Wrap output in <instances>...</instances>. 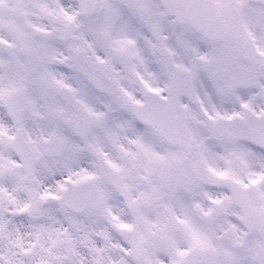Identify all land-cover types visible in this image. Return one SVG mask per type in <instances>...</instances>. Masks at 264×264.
<instances>
[{
	"label": "snow or ice",
	"instance_id": "snow-or-ice-1",
	"mask_svg": "<svg viewBox=\"0 0 264 264\" xmlns=\"http://www.w3.org/2000/svg\"><path fill=\"white\" fill-rule=\"evenodd\" d=\"M0 264H264V0H0Z\"/></svg>",
	"mask_w": 264,
	"mask_h": 264
}]
</instances>
